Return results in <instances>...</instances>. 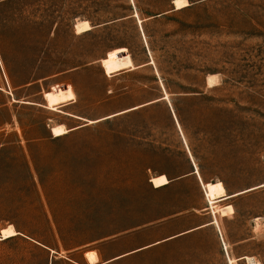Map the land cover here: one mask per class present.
Wrapping results in <instances>:
<instances>
[{
  "label": "rangeland",
  "instance_id": "1",
  "mask_svg": "<svg viewBox=\"0 0 264 264\" xmlns=\"http://www.w3.org/2000/svg\"><path fill=\"white\" fill-rule=\"evenodd\" d=\"M186 1L0 0V264H264V0Z\"/></svg>",
  "mask_w": 264,
  "mask_h": 264
},
{
  "label": "bare ground",
  "instance_id": "2",
  "mask_svg": "<svg viewBox=\"0 0 264 264\" xmlns=\"http://www.w3.org/2000/svg\"><path fill=\"white\" fill-rule=\"evenodd\" d=\"M188 6H189V3L186 0H175V10H180V9L186 8ZM139 22H140V24L142 23V21H139ZM76 28H77L78 33L87 32V31H90L92 29V27L90 26V24L87 21L79 22L77 24ZM217 76L218 75H214L208 79L209 80L208 84L210 86L215 84ZM168 98H169V95H166V99H168ZM69 132L70 131L68 129H66V127L64 125L55 126L52 129V133H53L54 137H61V136L68 134ZM196 170H197V173L199 175L197 167H196ZM199 177H200V175H199ZM152 182L154 183L155 187H162V186H165L169 183L166 176H159V177L153 178ZM203 187L205 189L206 199L208 200V202L212 206L215 203H218V202L223 201V200H227V199H229V197L231 199L232 197L240 194V193H238V194L229 196L227 194L226 187L224 186V184L221 181L208 183V184L204 185ZM17 234L18 233L12 227H9V228L4 229L2 231L3 239H9V238L15 237ZM89 258H90V262L93 263L91 257H89Z\"/></svg>",
  "mask_w": 264,
  "mask_h": 264
},
{
  "label": "trees",
  "instance_id": "3",
  "mask_svg": "<svg viewBox=\"0 0 264 264\" xmlns=\"http://www.w3.org/2000/svg\"><path fill=\"white\" fill-rule=\"evenodd\" d=\"M137 1V0H136ZM171 8V9H169ZM175 11V8L173 6H167V7H153L152 10H148L146 12L147 16L150 18H157L160 16L167 15L169 12Z\"/></svg>",
  "mask_w": 264,
  "mask_h": 264
},
{
  "label": "crops",
  "instance_id": "4",
  "mask_svg": "<svg viewBox=\"0 0 264 264\" xmlns=\"http://www.w3.org/2000/svg\"><path fill=\"white\" fill-rule=\"evenodd\" d=\"M163 99V98H162ZM142 106H145V105H142ZM142 106H140V107H142ZM191 157H192V155H191ZM192 161H193V164H194V166H195V161H194V158L192 157ZM197 165V164H196ZM198 167V166H197ZM199 169V168H198ZM194 173H196V175L198 176V178H199V175H198V173H197V170H196V166H195V172ZM160 176H165V175H160ZM157 177H159V176H157ZM153 178H156V177H153ZM152 178V179H153ZM167 178V177H166ZM202 178V177H201ZM152 179H151V182H152ZM168 179V178H167ZM200 179V178H199ZM169 181V180H168ZM201 181V180H200ZM203 181V180H202ZM169 183H170V181H169ZM168 183V184H169ZM202 183V182H201ZM210 183H212V182H210ZM152 184H153V186L155 187V185H154V183L152 182ZM167 184V185H168ZM208 184V183H207ZM204 185H206V184H203L202 186H204ZM166 186V185H165ZM225 186V185H224ZM163 187V186H162ZM155 188H160V187H155ZM204 192H205V189H204ZM207 200V199H206ZM223 201H226V200H223ZM223 201H220V202H218V203H215V205L218 207V204L219 203H221V202H223ZM207 203H208V206H209V202H208V200H207ZM210 207V206H209ZM214 211V210H213ZM209 225H213V221L212 222H210V223H207V224H205V225H203V226H201L200 228H202V227H206V226H209Z\"/></svg>",
  "mask_w": 264,
  "mask_h": 264
}]
</instances>
